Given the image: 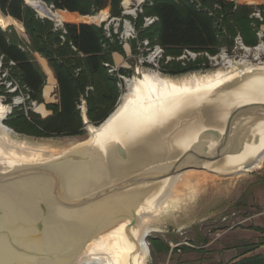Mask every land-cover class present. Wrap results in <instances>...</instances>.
Here are the masks:
<instances>
[{"label":"water","instance_id":"obj_1","mask_svg":"<svg viewBox=\"0 0 264 264\" xmlns=\"http://www.w3.org/2000/svg\"><path fill=\"white\" fill-rule=\"evenodd\" d=\"M165 99L99 124L82 102L89 136L59 151L20 146L0 128V264H87L109 258L115 240L121 264H140L145 225L183 205L194 172L236 176L264 153V68Z\"/></svg>","mask_w":264,"mask_h":264},{"label":"trees","instance_id":"obj_2","mask_svg":"<svg viewBox=\"0 0 264 264\" xmlns=\"http://www.w3.org/2000/svg\"><path fill=\"white\" fill-rule=\"evenodd\" d=\"M0 0V11L19 21L23 37L13 25L0 27V94L10 96L19 92L28 101L41 104L46 74L34 57L38 53L46 59L56 80V102L45 103L48 114L36 111L24 114L15 106L5 123L15 130L36 137L75 136L84 132L82 102L87 118L94 124L103 121L115 108L121 95L119 75L129 71L116 67L113 53L123 54L119 38L121 22L128 19L135 28L136 37L130 47L138 53L143 40L149 47L159 45L163 56L158 69L169 75L207 67V56L221 48L230 49L239 36L248 46L258 43L257 32L264 25V4L236 3L234 0H141L135 18L123 13L122 0ZM249 3L255 0H248ZM131 0H123L126 8ZM126 4V5H125ZM51 8H50V7ZM109 8L110 17L119 19L115 31L94 19ZM141 9V11H139ZM259 12L260 17L254 13ZM56 13V14H55ZM156 20L143 26L144 17ZM57 19L64 22L56 26ZM54 20V21H53ZM186 50L197 53L194 59H177ZM171 57L166 61V57ZM10 61L13 63L10 64ZM6 72L5 76L2 74ZM17 83L13 93L5 92L2 81ZM153 251L167 250L161 241L151 239ZM232 264H264V255L250 256Z\"/></svg>","mask_w":264,"mask_h":264},{"label":"rangeland","instance_id":"obj_3","mask_svg":"<svg viewBox=\"0 0 264 264\" xmlns=\"http://www.w3.org/2000/svg\"><path fill=\"white\" fill-rule=\"evenodd\" d=\"M144 1L139 3L137 0H131L129 7L138 9ZM234 1L244 4H264V0H255L253 3H249L248 0ZM122 2L123 0L121 1L123 11L127 12ZM106 9L107 12L96 14L94 19L100 21L98 24L104 22L106 27L112 26L114 30H117L119 21L110 17L109 8ZM136 15L137 10H135V14H130L133 18ZM125 21L130 22L128 19ZM64 22L70 21L55 23L62 26ZM11 25L22 36H25L24 30L17 24L12 23ZM130 25L134 27L131 22ZM120 33H123L124 52L119 54L115 66L129 71V74L123 75L121 95L127 89L126 80L134 76L142 77L143 74L154 72L173 78L192 73L241 69L244 66L234 64V68L229 67L224 65L218 57L217 63L213 61L208 70L169 75L148 64L147 58L140 53L142 48L138 50V53L132 51L130 39L125 38L124 20L121 22ZM243 54L244 51L238 47L229 50L227 56L232 60H238ZM252 54L253 52H251L250 58ZM262 60H264V56ZM252 62L254 63V61ZM7 82L8 80L5 82L4 90L12 93L11 86H6ZM46 82H48L47 75ZM48 85L53 86L50 83ZM52 89L50 98H45L42 95L44 102L41 104L34 105L36 101H28V97L21 92L10 96L5 93L0 94V103L8 106L11 111L17 106L18 111H22L24 114H27L28 111H36L40 116H45L47 115L45 103L57 101L56 84ZM16 99H19L20 103ZM5 118L7 119L8 116ZM6 119L3 120V124L11 129L8 136L17 143H23L33 148L59 151L83 141L89 136L88 132L84 130L83 134L75 136L36 137L10 127L5 123ZM194 176L197 177L191 178L193 188H187L185 194L181 195L180 202L183 205L180 208L177 207L165 220L149 225L150 231L146 237L149 250L147 264H232L246 257L264 255V160L259 167L236 176L219 177L207 172H197ZM203 176H207V178H203ZM151 239L161 241L168 246V249L153 251L150 245Z\"/></svg>","mask_w":264,"mask_h":264},{"label":"bare ground","instance_id":"obj_4","mask_svg":"<svg viewBox=\"0 0 264 264\" xmlns=\"http://www.w3.org/2000/svg\"><path fill=\"white\" fill-rule=\"evenodd\" d=\"M139 3L141 0H137ZM126 5V4H125ZM126 10L128 13L133 14L134 9L127 6ZM39 14H44V9H40ZM55 22L61 23V20L57 19ZM100 22V21H99ZM7 25L0 24V27L5 28ZM129 32V25L125 24L124 34L127 35ZM263 46L257 47L254 51L255 59H258L260 52L263 50ZM225 64L229 67H234L235 64L244 65L243 67H255V68H264V62L249 63L247 56H243L240 59L233 61L229 58H224ZM236 69L232 70H217L210 73H192L190 75H185L182 77H166L161 76L157 73H148L143 74L142 77H132L126 80L127 89L122 93L119 103L115 106L116 111L122 109V107L132 105L143 109L144 111H151L155 107L159 106L164 107L167 100L165 98L171 97L179 91L186 89H196L200 87H210L214 84L225 80L233 75H235ZM20 99V97H17ZM19 99H16L18 102ZM35 103L34 105H36ZM8 106L0 103V128L3 135L8 136L9 127L3 124V119L6 117ZM9 137V136H8ZM20 146L23 145L17 143ZM25 145V144H24ZM264 160V153L259 157V159L251 166L247 168V171L259 167L261 162ZM193 174H197L194 172ZM197 177V176H195ZM200 177V176H199ZM207 178V176H203ZM150 231L149 224L145 225L144 233ZM143 244L142 251L140 255V264L147 262L148 256V245L145 239H141ZM109 258L102 256H95L93 258H88L85 260L87 264H121L122 254L125 252V248L117 240H115L108 249Z\"/></svg>","mask_w":264,"mask_h":264},{"label":"built area","instance_id":"obj_5","mask_svg":"<svg viewBox=\"0 0 264 264\" xmlns=\"http://www.w3.org/2000/svg\"><path fill=\"white\" fill-rule=\"evenodd\" d=\"M137 10V9H136ZM139 11H141V9H139ZM135 14V13H134ZM255 16L257 17H260L259 15V12H256L254 13ZM156 20V17L155 16H149V17H144V22H143V26H148L150 24H152L154 21ZM125 24H128L129 25V32L127 35H125V38L126 39H132V38H135L136 37V31H135V28L132 27L130 25V22H127L125 21L124 19V27H125ZM56 26H58V24L55 23ZM116 31V30H115ZM123 36V33H120L119 34V38L122 40V37ZM257 36L259 38V41L256 45L254 46H248V45H245L241 38L239 36H236L235 39H234V44L233 46L230 48V49H227V48H221L219 50V52L217 54H214V55H208L205 53V55L207 56V59H208V62H207V67L205 68H202V69H199V70H208L210 67H211V64L213 61H215L217 63V59L218 57H220L222 63L224 65H227L225 64V61H224V58H229L227 56V53H229V50H231L232 48H238L243 50L244 51V54L241 56H247V60L249 63H253L252 61H254V63H257V62H264V60H262V57L264 56V49L260 52L259 56H258V59H255V49L259 46H263L264 48V31L262 29H260L258 32H257ZM140 48H142V51L140 52L142 54L143 57H146L147 58V62L148 64L152 65L153 67H159V60L162 58L163 56V49L159 46V45H154L153 47H149L148 45V41L147 40H143L141 43H139L136 47L137 50H140ZM139 52V51H138ZM251 52H253L252 54V57L250 58V55H251ZM197 56V53H194V52H191V51H188L186 50L181 56H179L177 59H184V58H191V59H194L195 57ZM241 57H239L238 59H240ZM171 57L167 56L166 57V61L169 60ZM231 59V58H229ZM252 60V61H251ZM233 61H236V60H233ZM13 62L10 61V64H12ZM1 57H0V67H1ZM235 64V63H234ZM239 65V64H237ZM242 65V64H241ZM228 66V65H227ZM117 67H109L108 68V71L109 72H112L114 70H116ZM199 70H194V71H199ZM6 74V72L4 71V73L2 74V77H4ZM119 77L122 79L123 78V75H119ZM5 81H2L1 84H3L5 86ZM120 89H121V85H122V82L118 84ZM6 86L10 87L11 86V92H15L16 89H17V83L16 82H13V81H10L8 80V82L6 83ZM122 91V89H121ZM121 96V95H120ZM18 102V101H17ZM16 101H14L15 104H17ZM20 103V101L18 102Z\"/></svg>","mask_w":264,"mask_h":264},{"label":"crops","instance_id":"obj_6","mask_svg":"<svg viewBox=\"0 0 264 264\" xmlns=\"http://www.w3.org/2000/svg\"><path fill=\"white\" fill-rule=\"evenodd\" d=\"M4 24V25H10L12 23H15L17 24L21 29H23V26L22 24L17 21L16 19L10 17V16H6L4 15L1 11H0V24ZM263 31H264V25L262 26L261 28ZM25 37V36H23ZM119 56V53H113V59H114V62L117 61V58ZM34 57H35V60L37 61V63L40 65L41 69L44 71V73L47 75V79H48V82L45 83V85L43 86L42 88V95L45 97V98H50V94L52 92V88L55 86L56 84V80L54 78V75L52 73V70L50 69V67L48 66L47 64V61L45 58H43L41 55H39L38 53H34ZM48 83L50 84H53V86H49ZM48 114V110L46 111Z\"/></svg>","mask_w":264,"mask_h":264}]
</instances>
